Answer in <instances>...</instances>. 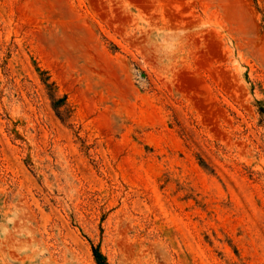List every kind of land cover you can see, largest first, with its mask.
Here are the masks:
<instances>
[{"label":"rangeland","instance_id":"rangeland-1","mask_svg":"<svg viewBox=\"0 0 264 264\" xmlns=\"http://www.w3.org/2000/svg\"><path fill=\"white\" fill-rule=\"evenodd\" d=\"M264 264V0H0V264Z\"/></svg>","mask_w":264,"mask_h":264},{"label":"trees","instance_id":"trees-1","mask_svg":"<svg viewBox=\"0 0 264 264\" xmlns=\"http://www.w3.org/2000/svg\"><path fill=\"white\" fill-rule=\"evenodd\" d=\"M95 259H96L97 264H108L103 258V256L98 252H95Z\"/></svg>","mask_w":264,"mask_h":264}]
</instances>
